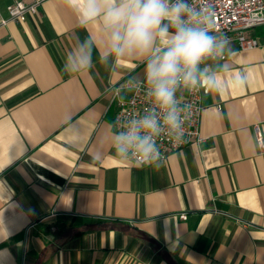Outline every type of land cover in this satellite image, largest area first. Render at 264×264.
I'll return each mask as SVG.
<instances>
[{"label": "crops", "instance_id": "obj_1", "mask_svg": "<svg viewBox=\"0 0 264 264\" xmlns=\"http://www.w3.org/2000/svg\"><path fill=\"white\" fill-rule=\"evenodd\" d=\"M247 33L260 45L200 65L218 86L204 81L202 140L140 168L112 154L106 89L145 60L102 64V20L85 31L65 0L0 26V264H264V29ZM89 36L92 69L68 74Z\"/></svg>", "mask_w": 264, "mask_h": 264}, {"label": "clouds", "instance_id": "obj_2", "mask_svg": "<svg viewBox=\"0 0 264 264\" xmlns=\"http://www.w3.org/2000/svg\"><path fill=\"white\" fill-rule=\"evenodd\" d=\"M65 2L77 13L85 31L94 20H102L106 34V48L99 55L102 64H107L110 57L113 64L129 56L145 60L144 84L155 107L123 125L114 123L111 150L115 158L136 167H159V136L166 130L176 141L184 127L177 89H198L206 86L207 81L218 90L215 74L201 70L200 65L209 58L222 56L228 38L218 39L213 34L211 15L194 9L188 0ZM95 47L91 36L78 44L66 56L64 71L70 75L89 72ZM239 82L243 84L245 78L241 76Z\"/></svg>", "mask_w": 264, "mask_h": 264}, {"label": "built area", "instance_id": "obj_3", "mask_svg": "<svg viewBox=\"0 0 264 264\" xmlns=\"http://www.w3.org/2000/svg\"><path fill=\"white\" fill-rule=\"evenodd\" d=\"M45 0H13L6 6V17H0V26L9 21H24L29 15L37 12V8ZM194 9H200L212 17L214 35L218 39L228 38L229 43H235L241 50L252 49L260 45L256 36L247 32L255 27L264 29V0H188ZM225 59L226 55L210 59ZM110 93L108 107L113 108V124L123 125L129 119L143 115L146 111L155 107L146 92L144 79L124 80L120 85H111L106 89ZM124 90V94H122ZM205 86L189 90L183 86L176 92V98L184 121L181 136L176 141L165 131L158 138V147L161 152V160L167 158L168 154L188 144L198 143L202 140L200 133V121L203 110L202 95ZM216 104V108H219ZM157 111H159L157 109ZM162 115V113H161ZM255 139L259 148L264 152V134L258 124L253 126ZM186 218L184 213L179 215Z\"/></svg>", "mask_w": 264, "mask_h": 264}]
</instances>
